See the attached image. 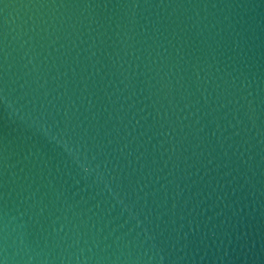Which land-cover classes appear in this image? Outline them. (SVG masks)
<instances>
[{"label":"water","instance_id":"water-1","mask_svg":"<svg viewBox=\"0 0 264 264\" xmlns=\"http://www.w3.org/2000/svg\"><path fill=\"white\" fill-rule=\"evenodd\" d=\"M0 264H264V0H0Z\"/></svg>","mask_w":264,"mask_h":264}]
</instances>
